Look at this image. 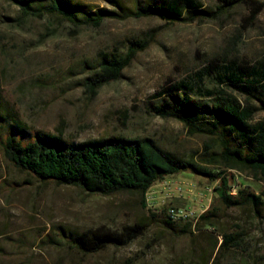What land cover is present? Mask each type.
Listing matches in <instances>:
<instances>
[{
  "label": "rangeland",
  "instance_id": "374dc122",
  "mask_svg": "<svg viewBox=\"0 0 264 264\" xmlns=\"http://www.w3.org/2000/svg\"><path fill=\"white\" fill-rule=\"evenodd\" d=\"M119 1L135 9L156 0ZM72 2L120 13L110 0ZM202 2L204 9H214V0ZM248 14L242 5L214 20L130 17L77 29L58 16L16 24L18 6L0 0V116L5 123L25 124L28 135L40 132L75 142L110 136L152 139L167 151L197 161L206 154L210 139L192 136L183 123L160 117L156 107L163 96L157 94L169 84L193 83L216 59H264V10L251 22ZM135 41H147L149 47L121 80L92 97L85 84L101 56L124 55ZM238 99L245 103L243 97ZM263 120L264 112L258 111L250 124ZM242 177L252 191L264 195V180L251 173ZM215 186L204 176L181 173L155 185L147 204L158 211L201 210L213 203ZM148 216L136 195L102 196L42 183L13 167L0 151V264H204L219 231L243 233L241 247L225 254L221 264H264V217L254 215L250 207L230 208L217 231L206 228L193 238L176 237L154 224L130 246L98 254H82L71 242L86 230H121Z\"/></svg>",
  "mask_w": 264,
  "mask_h": 264
},
{
  "label": "trees",
  "instance_id": "16d2710c",
  "mask_svg": "<svg viewBox=\"0 0 264 264\" xmlns=\"http://www.w3.org/2000/svg\"><path fill=\"white\" fill-rule=\"evenodd\" d=\"M8 1L21 12L14 20L16 24L29 18L58 16L77 29L100 28L108 19L130 17L170 22L214 20L242 5L248 8L247 20L251 22L264 10V0H214L213 10L204 9L202 0H156L135 9L110 0L120 13L72 0ZM148 47L147 41H135L124 55L103 54L97 71L85 84L87 91L94 97L105 85L121 80L136 56ZM225 89L233 90L236 96ZM161 96L156 107L160 117L183 123L192 136L210 139L206 154L199 160L167 151L152 139L110 136L75 142L40 132L28 135L25 124L5 123L0 116V151L17 170L42 183L78 187L89 194L136 195L140 205L148 210L147 221L121 230L99 226L72 236L73 246L82 254L128 247L146 236L154 224L179 238L196 237L206 228L217 231L226 212L234 207H250L254 215L264 217V195L252 191L242 177L251 173L264 180V120L250 124L258 111L264 112V59L255 63L238 58L216 59L196 81L169 84L157 94ZM238 97H243L245 103ZM181 173L204 176L211 184L217 183L213 203L196 223L173 221L167 215L168 209L153 210L147 204V194L155 185ZM242 242V232L219 231L204 264H221L224 255L241 247Z\"/></svg>",
  "mask_w": 264,
  "mask_h": 264
},
{
  "label": "built area",
  "instance_id": "2783aa9c",
  "mask_svg": "<svg viewBox=\"0 0 264 264\" xmlns=\"http://www.w3.org/2000/svg\"><path fill=\"white\" fill-rule=\"evenodd\" d=\"M152 189L148 192L147 196L151 194ZM177 190L179 192H182L183 188L179 187ZM232 191H235L234 188L232 189ZM209 192H212V190L209 189ZM209 208V206H205L202 207L201 210H194L192 208L169 207L167 210V215L171 220L176 222L193 221L194 223H196Z\"/></svg>",
  "mask_w": 264,
  "mask_h": 264
}]
</instances>
